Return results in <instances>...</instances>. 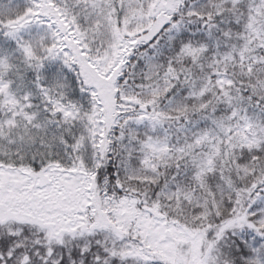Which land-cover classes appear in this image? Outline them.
<instances>
[{"label": "snow or ice", "instance_id": "6c2138e0", "mask_svg": "<svg viewBox=\"0 0 264 264\" xmlns=\"http://www.w3.org/2000/svg\"><path fill=\"white\" fill-rule=\"evenodd\" d=\"M0 264H264V0H0Z\"/></svg>", "mask_w": 264, "mask_h": 264}]
</instances>
